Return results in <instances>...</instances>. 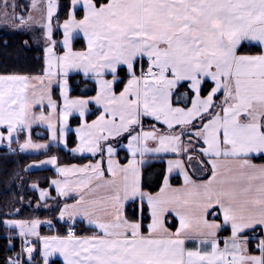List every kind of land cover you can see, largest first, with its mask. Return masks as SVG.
<instances>
[{"label":"snow or ice","instance_id":"snow-or-ice-1","mask_svg":"<svg viewBox=\"0 0 264 264\" xmlns=\"http://www.w3.org/2000/svg\"><path fill=\"white\" fill-rule=\"evenodd\" d=\"M16 7L0 0V16L14 28L42 30L44 67L39 75H0V142L11 147L40 123L65 144L77 114L71 151L99 159L39 162L62 178L51 181L60 197L75 195L59 210L68 231L40 236V224L51 220L0 221L21 237L8 264H25L24 254L31 264L29 237L40 240L45 264L55 253L63 264H264V163L253 162L264 158V0H70L62 23L58 0H31L26 17ZM78 34L85 50H73ZM252 43L257 54L242 51ZM70 71L91 78L95 95L70 98ZM48 147L30 134L19 143L22 152ZM160 154L173 158L159 190L146 191L143 169ZM38 190L46 200L47 190ZM129 204L138 210L132 219ZM77 217L91 234L76 233ZM257 231L259 254H252L256 236L248 233Z\"/></svg>","mask_w":264,"mask_h":264},{"label":"trees","instance_id":"trees-1","mask_svg":"<svg viewBox=\"0 0 264 264\" xmlns=\"http://www.w3.org/2000/svg\"><path fill=\"white\" fill-rule=\"evenodd\" d=\"M21 0L20 2H22ZM59 21L66 18L70 0H58ZM24 2V1H23ZM22 2V3H23ZM27 8L26 2L23 3ZM79 15H82L80 13ZM27 41V43H25ZM77 49L82 46L74 45ZM44 40L40 29L21 30L0 23V75L19 74V75H39L43 71ZM245 53L257 52L256 48L247 46L242 49ZM71 95L86 97L95 93V85L83 79L79 75L69 77ZM75 121L71 124L75 125ZM30 135L34 141H45L46 134L39 128L30 130ZM23 135L18 137L19 144ZM68 146L73 145L72 135L67 138ZM51 148L45 153L38 155H28L22 152L8 153L6 147L0 146V221L8 219H39L42 221H52L58 234H64L68 230V223L60 221L57 218V211L61 205L58 200H48L44 203H38L36 194L30 189L32 184H37L41 188L48 185L53 173L50 170L27 171L26 166L41 157L52 153ZM53 152H58L53 151ZM60 161L63 163L81 161L78 158L71 157L59 149ZM164 174L163 163H154L143 169V183L145 190L156 191ZM128 215L130 218L137 216L136 208L129 206ZM75 231L78 235L89 232V230L79 222H75ZM12 231L7 229L3 223H0V264H8V259L20 249L18 238L12 236ZM45 233V231L43 232ZM48 233H52L48 231ZM11 242V243H10ZM31 264H40L38 248H34ZM23 261L27 264L28 258L24 254ZM58 264V263H52Z\"/></svg>","mask_w":264,"mask_h":264},{"label":"crops","instance_id":"crops-1","mask_svg":"<svg viewBox=\"0 0 264 264\" xmlns=\"http://www.w3.org/2000/svg\"><path fill=\"white\" fill-rule=\"evenodd\" d=\"M30 1V0H29ZM37 15L39 16V13H37ZM66 19V18H65ZM61 23L63 22V20L62 21H60ZM53 23H54V25H55V23H56V21L54 20L53 21ZM54 39H56V40H61L62 39V31H55V34H54ZM74 45H78V46H82L81 48H79V49H77ZM250 47H253V48H256L258 51L257 52H251V53H247V54H257L259 51H260V49H259V47L255 44V43H252L251 45H250ZM85 48H86V43H85V41L83 40V37H82V34H78L75 38H74V40H73V50H75V51H82V50H85ZM60 51V54H62V48L59 50ZM44 55V54H43ZM43 59H44V57H43ZM42 74V73H41ZM72 75H79V76H81L83 79H85V80H87V81H90V82H92L94 85H95V82L91 79V78H89V77H85L84 76V74H83V72H80V71H70L69 72V75H68V80H69V77L70 76H72ZM68 85H69V96H70V98H77V97H79V96H72L71 95V87H70V83H69V81H68ZM95 90H96V85H95ZM54 93H55V95H56V99H54V100H57L59 103H63V101H62V99L60 98V92H59V88L58 87H55L54 86ZM95 95V93L93 94V95H91V96H94ZM86 97H90V96H86ZM86 97H80V98H86ZM91 108L93 109V111L91 112V114L88 116V119H89V121H91L92 119H94L95 118V115H96V113H95V111H94V109H95V105H92L91 106ZM44 109H45V111H47V105L45 104V106H44ZM41 109L39 108V106L35 109V111L37 112V113H39V111H40ZM72 121H75L76 123H75V125H73V124H71L72 123ZM78 124H79V117H78V115L77 114H73V116H71L70 118H69V128H68V131L66 132V134H65V144H66V146H65V144H60V143H57V142H53V141H51L50 140V138H49V132H48V129H47V126L45 125V124H40V123H37V124H34L33 126H32V128H31V130L33 129V128H39L40 130H42L45 134H46V140L45 141H34L33 140V142L34 143H41V144H49V147L48 148H46V149H40V150H26V151H20V149H19V144H17V145H13L14 144V142H16L17 141V137H13V142H12V144H11V147H9V144H8V141H3V142H0V146H2V147H6V149H10V150H13L14 152L15 151H18V152H22V153H24V154H28V155H38V154H40V153H45V152H47L48 150H50L51 148H59V149H61L63 152H65V153H67L69 156H71V157H75V158H78V159H80L81 161H78V162H76V161H73V162H68V163H63V162H61L60 161V158L58 157V156H56V155H48V156H44V157H41V158H39V159H37V160H35V161H32V162H30L27 166H26V170L27 171H36V170H50L52 173H53V176H52V178H50L49 179V181H48V185H47V187H45V188H41V187H39L37 184V186H38V188L37 189H33L31 186L33 185H31L30 186V189L36 194V197H37V199H38V203H44V202H46V201H48V200H58V201H60L61 202V205H60V207H59V210H60V208H62L63 207V205L65 204V203H69V204H71V203H74V199H75V195L74 194H71V195H69L68 197H60L58 194H57V192H56V188H55V186L54 185H52L51 184V181L53 180V179H62L59 175H58V173L56 172V170H55V168L52 166V165H47V164H44V165H39V162L40 161H43V160H47V159H49L51 156H56L57 158H58V164H59V166H61V167H70V166H72V165H76V166H83L84 164H88V163H90V162H95V160L96 159H99V156H97V157H93L90 153H83V154H81V153H73L72 151H71V149H73V148H75L76 146H77V143H78V141H77V138H76V133H75V128L78 126ZM30 134V132H23V133H21L20 135H23L24 137H23V139H22V141L20 142V143H23L24 142V140L28 137V135ZM72 135V138H73V145L71 146V147H69L68 146V143H67V141H69V140H67V138L69 139V135ZM160 157L162 158H153L152 159V161L147 165V166H149V165H151V164H154V163H163V165H164V172H165V170H166V161L168 160V159H170V158H173L172 156H171V154H160ZM121 162H126V150L125 149H123V148H120V147H118V157H117ZM254 163H256V164H262V163H264V158H260V157H256V158H254V161H253ZM30 165H39L38 167H36V166H33V167H29ZM146 166V167H147ZM145 167V168H146ZM210 173H197L196 174V178L197 179H207V177H208V175H209ZM162 178H163V176H162ZM182 181H181V179L180 178H178V176L176 175V174H174L173 175V178H172V183L174 184V185H179L180 183H181ZM161 183H162V179H161V181H160V185H161ZM160 185H159V187H160ZM159 187H158V189L156 190V191H158L159 190ZM38 189H43V190H47V192H48V198L46 199V200H40V197H39V190ZM147 191V190H146ZM155 192V191H154ZM129 206H132V207H134L133 205H131V204H129L128 205V207H127V215H128V209H129ZM59 210L57 211V218H58V216H59ZM136 213H137V215H138V210L136 209ZM129 216V215H128ZM130 218V217H129ZM130 219H132V218H130ZM8 220H23V219H8ZM24 220H28V219H24ZM31 219H29L28 221H30ZM39 220V219H38ZM40 221H42V220H40ZM43 222V221H42ZM75 222H79V223H82L88 230H89V232H87V233H84V234H81V236H83V235H89V234H91V232H92V229L89 227V226H87V224L85 223V222H83L82 220H81V218H79V217H77V219H76V221ZM7 229H9V230H11L12 231V236H14V237H16V238H19L20 236L18 235V229H15V228H8L6 225H4ZM37 231H38V233H39V235L40 236H53V235H59V236H64V235H66L67 234V231H66V233H64V234H58L57 232H56V230H55V227H54V225L51 223V224H47V223H41L40 224V226L38 227V229H37ZM45 231V233H43ZM48 231H51L52 233H48ZM230 234V229H225L224 231H222L221 233H220V236H221V238H223V237H225V236H227V235H229ZM248 235L251 237V236H253V235H255L256 236V239H252V240H250V243H249V248H250V250H251V252H252V254H259L258 253V250L256 249V245H257V243L259 242V238H260V235H261V232L260 231H257L256 233H252V232H249L248 233ZM32 238V246L35 248L36 246H37V248H38V254H39V259H40V261H41V263L40 264H45V261H44V257H43V254H42V244H41V242H40V240L37 238V237H31ZM192 245L190 244L189 245V247H191ZM27 255V254H26ZM28 258V257H27ZM58 263V264H63V257H61L58 253H55V254H53V255H51V256H49L48 257V264H52V263Z\"/></svg>","mask_w":264,"mask_h":264},{"label":"rangeland","instance_id":"rangeland-1","mask_svg":"<svg viewBox=\"0 0 264 264\" xmlns=\"http://www.w3.org/2000/svg\"><path fill=\"white\" fill-rule=\"evenodd\" d=\"M21 0H14V2H15V4L17 5V7H16V9H15V12H16V14L17 15H22V16H28V14H29V12L31 11V9H30V4H31V0L29 1V0H23L24 2H26V4H27V8H24L25 6H24V2L22 3V2H20ZM13 2V0H9V3L11 4ZM58 3H59V1H58ZM9 12L11 13L12 12V9L11 8H9ZM33 15H36V16H38L37 15V13H33ZM0 23H2V24H9L10 26H12V23H11V21H10V19H9V22H4V20H3V17L2 16H0ZM13 27V26H12ZM37 29H39V28H37ZM41 30V29H40ZM42 31V30H41ZM44 46H45V42H44ZM43 49H44V47H43ZM43 57H44V55H43ZM43 72V71H42ZM53 98L54 99H56V95H55V93H53ZM54 150L53 151H58L57 153L56 152H53L52 151V153L51 154H49V155H56V156H58L59 158H60V156H59V148H53ZM49 151V150H48ZM65 153V152H64ZM48 156V155H47Z\"/></svg>","mask_w":264,"mask_h":264},{"label":"built area","instance_id":"built-area-1","mask_svg":"<svg viewBox=\"0 0 264 264\" xmlns=\"http://www.w3.org/2000/svg\"><path fill=\"white\" fill-rule=\"evenodd\" d=\"M7 152H8V153H13L14 151L9 149V150H7ZM29 239H30L31 244H32V238L29 237ZM18 240H19V246H20V249H19L18 252H16V253L13 254V256H12L13 258H15V257L17 256V253H20V252H21V237H19Z\"/></svg>","mask_w":264,"mask_h":264},{"label":"water","instance_id":"water-1","mask_svg":"<svg viewBox=\"0 0 264 264\" xmlns=\"http://www.w3.org/2000/svg\"><path fill=\"white\" fill-rule=\"evenodd\" d=\"M64 223H66V222L64 221Z\"/></svg>","mask_w":264,"mask_h":264}]
</instances>
